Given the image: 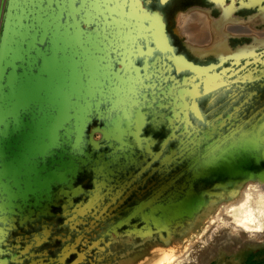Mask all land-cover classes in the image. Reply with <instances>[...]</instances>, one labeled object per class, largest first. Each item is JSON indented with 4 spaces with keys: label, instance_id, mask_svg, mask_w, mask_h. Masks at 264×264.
I'll use <instances>...</instances> for the list:
<instances>
[{
    "label": "rangeland",
    "instance_id": "rangeland-1",
    "mask_svg": "<svg viewBox=\"0 0 264 264\" xmlns=\"http://www.w3.org/2000/svg\"><path fill=\"white\" fill-rule=\"evenodd\" d=\"M236 5L244 21L263 9ZM195 7L223 14L213 0H0V55L14 29L0 87V264H157L188 249L184 264H264V232L203 219L215 205L232 222L226 208L264 173V49L238 62L194 55L177 29ZM147 14L161 16L170 51ZM175 55L223 83L207 90ZM17 94L29 99L14 109Z\"/></svg>",
    "mask_w": 264,
    "mask_h": 264
},
{
    "label": "bare ground",
    "instance_id": "bare-ground-1",
    "mask_svg": "<svg viewBox=\"0 0 264 264\" xmlns=\"http://www.w3.org/2000/svg\"><path fill=\"white\" fill-rule=\"evenodd\" d=\"M166 1V0H163ZM217 7L222 9V17L219 21L213 19L210 15V10L202 8H192L181 18V27L177 29V32L181 35L186 36V43L190 51L199 57L207 58L211 55L216 56L220 60L228 61L235 60L236 62L245 59L246 57H253L256 60L260 58L257 57L256 48L261 46L264 49V30L259 31L255 25L259 22L264 24V0H239L240 7H252V6H262L263 9L257 16L252 18L249 17L247 21H244L240 17H237L234 12L239 8L237 7L238 0H230V3H226L227 0H213ZM262 14V15H261ZM151 16V27L154 28L152 33V39L157 48L162 52H167L171 50V46L167 40L165 33V24L159 14H147ZM255 17L258 18V22H255ZM13 27L10 26V20L7 23L6 32L4 35L3 46L0 55V87L2 85V80L5 77V66L2 65V60L6 54V48L11 40V32L13 34ZM248 37L252 38L253 42L251 44H243L236 49H232L230 45V40L232 38ZM151 52V49L148 50ZM19 54V53H18ZM244 57V58H242ZM257 57V58H256ZM51 61H54L53 58ZM173 62L177 69H187L192 68L196 70L199 74H204L205 76V87L207 90L215 88L223 83L221 76L216 72L209 73V68L199 69L194 64L188 62L182 56L175 55L173 57ZM225 63V62H223ZM264 64V61H263ZM14 66V63L13 65ZM213 68V67H211ZM264 71V70H263ZM14 69L7 76V83L11 86L14 83ZM37 94V92H35ZM29 99L28 95L17 94L16 105L14 109L27 103ZM193 109L199 114L196 104L193 105ZM6 116V111L0 105V124ZM256 142L264 143V136L257 137ZM256 149V146L254 147ZM264 159V152L263 158ZM244 170L240 167L233 174L238 175ZM248 175V174H247ZM259 183L251 187L249 184L246 189V197L240 205L227 206L226 212L234 213L232 215L234 219L232 222H225L220 214H217L219 207L212 205L209 212L205 213L203 219H208L211 217L209 222L211 224H216V229L220 228L223 224H230L234 229H242L250 234L263 233L264 232V173L258 175ZM249 183V182H248ZM252 184V183H251ZM253 186V184H252ZM185 209L192 213V201L187 203ZM183 209H180L176 215H178ZM225 212V210H224ZM208 227V226H207ZM206 227V228H207ZM225 227V226H223ZM222 227V228H223ZM206 228L200 231L195 238L201 237L205 232ZM216 231V230H215ZM211 238L209 236L206 242ZM186 244L190 247L191 237H188ZM175 254L171 252H163L157 264H184L190 261L189 249L183 256L175 257ZM129 261L123 260L120 264H127ZM156 264V263H155Z\"/></svg>",
    "mask_w": 264,
    "mask_h": 264
},
{
    "label": "trees",
    "instance_id": "trees-1",
    "mask_svg": "<svg viewBox=\"0 0 264 264\" xmlns=\"http://www.w3.org/2000/svg\"><path fill=\"white\" fill-rule=\"evenodd\" d=\"M252 258L251 257H249L247 260H246V263L245 264H250L251 263V260Z\"/></svg>",
    "mask_w": 264,
    "mask_h": 264
}]
</instances>
